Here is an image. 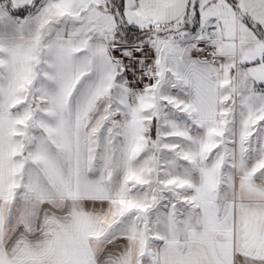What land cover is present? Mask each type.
Wrapping results in <instances>:
<instances>
[{
    "label": "snow or ice",
    "instance_id": "obj_1",
    "mask_svg": "<svg viewBox=\"0 0 264 264\" xmlns=\"http://www.w3.org/2000/svg\"><path fill=\"white\" fill-rule=\"evenodd\" d=\"M0 264H264V0H0Z\"/></svg>",
    "mask_w": 264,
    "mask_h": 264
}]
</instances>
